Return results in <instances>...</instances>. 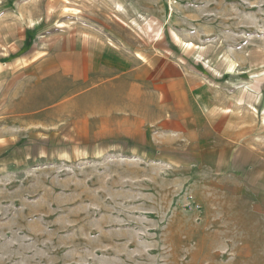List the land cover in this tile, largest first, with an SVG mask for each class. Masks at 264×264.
<instances>
[{"label": "rangeland", "instance_id": "rangeland-1", "mask_svg": "<svg viewBox=\"0 0 264 264\" xmlns=\"http://www.w3.org/2000/svg\"><path fill=\"white\" fill-rule=\"evenodd\" d=\"M201 108L264 155V0H0V264H264V192L161 147Z\"/></svg>", "mask_w": 264, "mask_h": 264}, {"label": "crops", "instance_id": "crops-1", "mask_svg": "<svg viewBox=\"0 0 264 264\" xmlns=\"http://www.w3.org/2000/svg\"><path fill=\"white\" fill-rule=\"evenodd\" d=\"M156 67L164 71L155 78L157 82H153L152 88L161 94L165 101L175 105V101L182 97V92L185 93L184 89H190L185 87V82H189L188 78L177 76L183 72L175 61L158 62ZM211 113L205 108L191 110L189 120L176 115L171 118L168 114L164 115L165 118H161L159 122L162 130L161 147L181 149L182 163L208 165L212 162L217 166L223 165L221 168L235 179L246 180L264 192V155L258 153L251 145L243 144L245 140H240L239 131L232 134L230 125L223 130L224 121H216L215 115ZM216 125L219 126L218 130ZM226 149L231 152L228 161L224 159Z\"/></svg>", "mask_w": 264, "mask_h": 264}]
</instances>
